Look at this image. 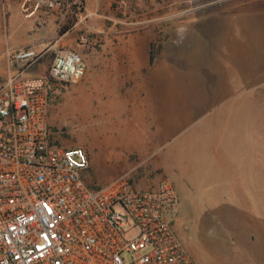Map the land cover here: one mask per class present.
I'll list each match as a JSON object with an SVG mask.
<instances>
[{
    "label": "rangeland",
    "instance_id": "374dc122",
    "mask_svg": "<svg viewBox=\"0 0 264 264\" xmlns=\"http://www.w3.org/2000/svg\"><path fill=\"white\" fill-rule=\"evenodd\" d=\"M93 2L102 9L108 7L116 19L133 23L136 30L154 28L158 42L156 51L159 41L168 36L176 48L175 53L168 52L171 63L158 69L155 86L165 87V100L185 107L186 125L179 135L176 132L166 138L156 156H164L182 145L183 167L212 172L229 162L228 153L230 164L236 159L233 155L242 151L252 155L258 148L264 156V21H260L259 14L230 27L214 19L196 20L214 11L264 8V0H89L87 3ZM196 21L200 23L195 24ZM208 52L217 62L208 59ZM12 58L10 65L14 73L16 66ZM45 62L46 58L37 61L26 71L25 78H44L51 64L45 66ZM210 63H219L221 68L212 67ZM9 76L0 69V85ZM225 83H229L234 92L227 99L213 97L211 90ZM67 87L50 91V124L59 146L89 148L102 167L99 182L111 176H122L137 190L155 187L163 178L172 182L160 174L149 176L152 164L140 165L132 159L120 163L116 156L106 157L103 146L107 134L102 132V126L112 127L109 138L114 139V117L105 116L98 107L92 111L84 108L85 94L75 91L74 87L63 94L62 89ZM232 110L235 114L231 120L228 114ZM226 132L233 134L231 137L235 140L239 139L229 148V141H216ZM107 166L109 172L105 171ZM81 177L88 185L102 186L92 184L89 170L81 173ZM172 183L177 192L176 180ZM192 187L189 184L188 188ZM260 192L253 197L255 203L253 201L245 210L226 203L215 206L219 209L215 212L202 197H196L195 192L179 191V195L177 192L180 205L175 230L195 264H257L261 260L260 232L240 218L242 213L264 216L263 187ZM222 212L226 216L221 217ZM251 237H254L253 244L249 241Z\"/></svg>",
    "mask_w": 264,
    "mask_h": 264
},
{
    "label": "built area",
    "instance_id": "2783aa9c",
    "mask_svg": "<svg viewBox=\"0 0 264 264\" xmlns=\"http://www.w3.org/2000/svg\"><path fill=\"white\" fill-rule=\"evenodd\" d=\"M47 1L37 7L67 0ZM70 1L84 8L85 0ZM43 54L16 52L0 85V264H195L175 230L169 179L144 190L125 177L105 186L82 179L88 152L55 141L49 100L56 85L81 81L87 65L55 49L44 78L26 79Z\"/></svg>",
    "mask_w": 264,
    "mask_h": 264
},
{
    "label": "crops",
    "instance_id": "0c3cea01",
    "mask_svg": "<svg viewBox=\"0 0 264 264\" xmlns=\"http://www.w3.org/2000/svg\"><path fill=\"white\" fill-rule=\"evenodd\" d=\"M40 1L0 0L2 72L12 74L10 58L21 49L44 53L40 59L46 58L45 66L51 63V54L55 49L79 53L87 65L86 74L81 81L68 85L63 94L74 87L75 91L85 94L84 108L92 111L98 107L105 116L114 117V139L109 138L112 127L109 124L102 126V132L107 134L103 146L106 157L116 156L120 163L132 159L139 161L140 165L152 164L149 176L160 174L172 182L176 180L178 195L179 191L195 192V196L202 197L214 212L219 210L215 206L226 203L242 206L244 210L251 205L253 197L260 192L261 187L264 188V156L260 149L255 148L252 155L244 151L234 154L236 159L231 164L228 153L226 157L229 162L213 172L209 169L183 167L182 145L169 150L164 156L155 155L170 134L177 132L176 135H179L186 125L185 107L181 108L180 103L171 104L168 99L165 100V87L155 86L156 78H159L158 69L171 63L168 52H176L170 36L159 41L157 57L152 64V44H158L154 28L136 30L133 23L116 19L108 7L102 9L97 6V2L87 3L89 0L85 1L83 12L70 0L54 1L52 7L47 4L37 7ZM262 13L263 7L242 12L214 11L196 20L208 22L214 19L230 27L258 14L262 22ZM52 46L54 48L50 50ZM208 53V59H212L211 52ZM210 65L221 68L219 63ZM228 78L226 76V82ZM233 92L229 83L219 84L211 90L213 97L221 99H227ZM234 114L232 110L228 117L232 120ZM232 135L229 132L222 133L216 141H229V148L230 144L234 145L239 140H235ZM85 149L89 153L92 184L105 186L122 178L111 176L99 182L102 167L96 162L92 151ZM109 169L107 166L105 171L109 172ZM189 184L193 186L192 189L188 188ZM224 216L226 214L222 212L221 217ZM241 217L260 232L259 241L263 247L261 260L257 264H264V216L259 218L257 215L242 213ZM253 238L249 239L251 244Z\"/></svg>",
    "mask_w": 264,
    "mask_h": 264
},
{
    "label": "trees",
    "instance_id": "16d2710c",
    "mask_svg": "<svg viewBox=\"0 0 264 264\" xmlns=\"http://www.w3.org/2000/svg\"><path fill=\"white\" fill-rule=\"evenodd\" d=\"M156 57H157V51L155 49V43L152 44V50H151V56H150V60H151V63L153 64L156 60ZM61 86L59 85H56L55 86V89L58 90ZM62 88V87H61ZM64 89H62L63 91ZM61 99V98H60Z\"/></svg>",
    "mask_w": 264,
    "mask_h": 264
}]
</instances>
